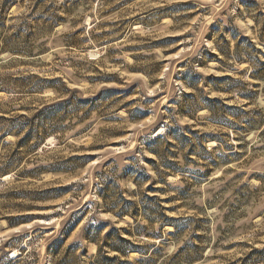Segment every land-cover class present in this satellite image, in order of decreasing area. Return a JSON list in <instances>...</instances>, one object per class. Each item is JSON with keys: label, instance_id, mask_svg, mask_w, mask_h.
<instances>
[{"label": "rangeland", "instance_id": "1", "mask_svg": "<svg viewBox=\"0 0 264 264\" xmlns=\"http://www.w3.org/2000/svg\"><path fill=\"white\" fill-rule=\"evenodd\" d=\"M56 105L63 170L0 178V264H96L113 227L154 264H264V0H0V137Z\"/></svg>", "mask_w": 264, "mask_h": 264}, {"label": "trees", "instance_id": "2", "mask_svg": "<svg viewBox=\"0 0 264 264\" xmlns=\"http://www.w3.org/2000/svg\"><path fill=\"white\" fill-rule=\"evenodd\" d=\"M51 10L47 9L45 13L51 14V18L56 20L57 22L64 21L62 17H54V13H50ZM60 105H56L55 107H47L43 110L39 111L36 116L32 119H28L25 116L21 118L25 119L24 122H21L17 119H9V127L6 133L0 137V178L5 177L8 178L10 173H14L18 178H36L40 177L44 173L52 172L58 173L61 172L63 169L60 167H53L52 165H41L38 163L36 158L39 155V151L41 150L42 153L45 152L43 146L45 145L47 139H49L51 133H56L58 127L53 125L51 129H46L45 125L39 121L41 117L46 115L49 112H54L55 109H58ZM4 119V118H1ZM194 134V132H192ZM9 136H13L16 138L15 142H7V138ZM49 139L48 141H51ZM206 140L217 141L216 137H207ZM51 143V142H50ZM84 160V159H83ZM165 168L170 169L172 173L173 168L170 165H164ZM70 189V188H69ZM126 212V209L120 211L119 216ZM34 219L33 217H26V218H17V219H8L10 226H16L24 221H31ZM174 219L166 218L163 224L172 226L178 230V227L174 225ZM107 224L95 223L94 227L100 233L103 231L104 227ZM74 225L70 228L69 231H72ZM121 231L124 232L126 235L130 237H134L135 235H140L138 232L136 234L131 233L127 229H116L111 228L104 237L103 244L98 247V256L104 255L101 257L102 259L98 260L96 264H154L156 260L152 257L156 256L159 253V248H155V246L147 247L145 250L143 247L136 245V243L130 241L128 238L122 236ZM67 234V232H66ZM157 237V236H156ZM92 242H97L96 237L89 239ZM161 242H164L161 240ZM56 243V242H54ZM53 245V244H52ZM104 249H108V252H104ZM49 252H51L52 248L48 247ZM150 250L152 253L150 254ZM185 248L179 250L176 255L183 254L184 259L181 263H188L192 264L193 261L197 259H201L203 253L205 252L204 248L196 247L195 253H197V257L194 259L193 255H189ZM109 253H115L116 256L109 257ZM131 254L139 255L138 259L135 260L133 263L123 260L128 259ZM182 255V256H183ZM13 263V262H11Z\"/></svg>", "mask_w": 264, "mask_h": 264}, {"label": "bare ground", "instance_id": "3", "mask_svg": "<svg viewBox=\"0 0 264 264\" xmlns=\"http://www.w3.org/2000/svg\"><path fill=\"white\" fill-rule=\"evenodd\" d=\"M163 130L158 131V134L156 136H160L162 134ZM51 142V141H50ZM10 178V177H9ZM8 179V178H6Z\"/></svg>", "mask_w": 264, "mask_h": 264}]
</instances>
